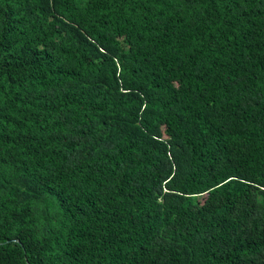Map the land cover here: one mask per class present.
<instances>
[{
  "label": "trees",
  "instance_id": "16d2710c",
  "mask_svg": "<svg viewBox=\"0 0 264 264\" xmlns=\"http://www.w3.org/2000/svg\"><path fill=\"white\" fill-rule=\"evenodd\" d=\"M0 264H264V0H0Z\"/></svg>",
  "mask_w": 264,
  "mask_h": 264
}]
</instances>
